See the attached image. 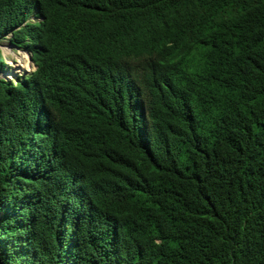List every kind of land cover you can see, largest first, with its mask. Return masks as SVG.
Instances as JSON below:
<instances>
[{
  "label": "trees",
  "instance_id": "trees-1",
  "mask_svg": "<svg viewBox=\"0 0 264 264\" xmlns=\"http://www.w3.org/2000/svg\"><path fill=\"white\" fill-rule=\"evenodd\" d=\"M4 40L0 264H264V0H0Z\"/></svg>",
  "mask_w": 264,
  "mask_h": 264
},
{
  "label": "rangeland",
  "instance_id": "rangeland-1",
  "mask_svg": "<svg viewBox=\"0 0 264 264\" xmlns=\"http://www.w3.org/2000/svg\"><path fill=\"white\" fill-rule=\"evenodd\" d=\"M31 21L39 20L32 18ZM0 49L5 61L3 72H0V79L15 82V77L24 76L34 69L32 63L29 61L28 55L20 50L11 48L6 40L0 44ZM24 55L25 59H22L21 57Z\"/></svg>",
  "mask_w": 264,
  "mask_h": 264
},
{
  "label": "clouds",
  "instance_id": "clouds-1",
  "mask_svg": "<svg viewBox=\"0 0 264 264\" xmlns=\"http://www.w3.org/2000/svg\"><path fill=\"white\" fill-rule=\"evenodd\" d=\"M17 50H20V49H17ZM20 51L23 52L24 54L28 55V57H29V61L32 63V59H31V56L29 55V53H27L26 51H23V50H20ZM32 65H33V63H32ZM33 67H34V65H33ZM34 69H35V67H34ZM34 69H33V70H34ZM33 70H32V71H33ZM24 76H25V75H24ZM17 77H18V76H17ZM17 77H15V82H16V78H17ZM10 81H11V80H10Z\"/></svg>",
  "mask_w": 264,
  "mask_h": 264
},
{
  "label": "bare ground",
  "instance_id": "bare-ground-1",
  "mask_svg": "<svg viewBox=\"0 0 264 264\" xmlns=\"http://www.w3.org/2000/svg\"><path fill=\"white\" fill-rule=\"evenodd\" d=\"M22 55V54H21ZM22 59H25V55L23 57H21Z\"/></svg>",
  "mask_w": 264,
  "mask_h": 264
}]
</instances>
